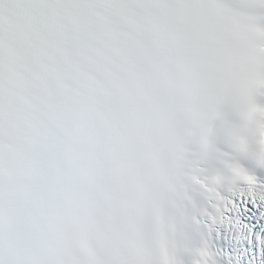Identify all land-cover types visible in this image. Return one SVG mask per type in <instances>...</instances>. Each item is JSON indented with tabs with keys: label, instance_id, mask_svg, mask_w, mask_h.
<instances>
[{
	"label": "snow or ice",
	"instance_id": "1",
	"mask_svg": "<svg viewBox=\"0 0 264 264\" xmlns=\"http://www.w3.org/2000/svg\"><path fill=\"white\" fill-rule=\"evenodd\" d=\"M264 264V0H0V264Z\"/></svg>",
	"mask_w": 264,
	"mask_h": 264
}]
</instances>
